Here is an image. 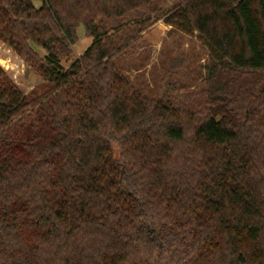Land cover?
Wrapping results in <instances>:
<instances>
[{
	"label": "trees",
	"instance_id": "1",
	"mask_svg": "<svg viewBox=\"0 0 264 264\" xmlns=\"http://www.w3.org/2000/svg\"><path fill=\"white\" fill-rule=\"evenodd\" d=\"M160 20L208 52L197 91L183 54L162 96L123 72ZM0 41L44 79L0 66V264H264V0H0Z\"/></svg>",
	"mask_w": 264,
	"mask_h": 264
},
{
	"label": "rangeland",
	"instance_id": "2",
	"mask_svg": "<svg viewBox=\"0 0 264 264\" xmlns=\"http://www.w3.org/2000/svg\"><path fill=\"white\" fill-rule=\"evenodd\" d=\"M176 0H160V6L167 10L175 4ZM37 7L41 3L35 1ZM136 21L135 17L130 18L128 24ZM92 38L87 35L84 27L77 30L75 45L71 48L68 56L62 59V64L68 68L75 60L79 59L92 44ZM40 55H45V51L36 47ZM183 54L191 60V67L188 70V80L184 85L189 91H197L204 81L205 66L209 62V54L197 39V34L189 36L183 34L172 26L160 20L152 23L143 33L142 40L132 43L130 49L122 56L121 61L123 72L139 88L149 89L153 96H162L164 88L167 87L168 80L165 79V70L169 60ZM0 66L7 72L13 83L26 95H30L35 90L44 85V79L39 72L29 66L19 57L6 43L0 41ZM184 72V71H183ZM197 72L202 74V78L196 82L193 78ZM181 93L180 88L170 92L173 99H165L177 105Z\"/></svg>",
	"mask_w": 264,
	"mask_h": 264
}]
</instances>
